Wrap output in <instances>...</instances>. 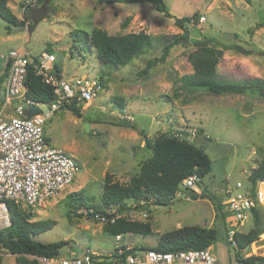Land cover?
I'll use <instances>...</instances> for the list:
<instances>
[{
	"label": "rangeland",
	"instance_id": "1",
	"mask_svg": "<svg viewBox=\"0 0 264 264\" xmlns=\"http://www.w3.org/2000/svg\"><path fill=\"white\" fill-rule=\"evenodd\" d=\"M27 1L7 2L11 14L23 21L22 26L8 24L0 17V101L7 72L4 63L12 50L22 49L32 58L51 52L64 78L100 77L104 84L91 106L81 110V117L63 108L45 122L47 142L73 156L80 172L60 196L32 213L31 221L56 222L34 240L68 245L74 242L102 257L119 245L148 248L156 243L159 233L197 225L216 230V241L209 250L218 264H241L227 232L237 228L246 233L255 221L252 218L237 227L223 205V191L225 184H247L250 171L264 162V94L249 90L216 95L185 87L181 78L193 73L189 55L199 49L194 42L207 37L216 41L208 48L222 50L224 46L238 45L256 53L244 56L234 50H222L215 67L218 82L264 81V26L257 27L264 21V0H251L250 4L243 0H163L174 17H197L186 26L188 42L174 46L168 58L145 75L138 73L147 60L159 58L168 42L184 34L172 18L158 12L152 3L41 0L29 8L25 7ZM94 28L109 35L142 31L156 39L130 64L108 67L97 61L93 47L83 43V36ZM118 99L123 100V107ZM41 109L45 112L47 106L42 104ZM123 121H128L131 128L118 125ZM85 123L89 124L88 132L84 130ZM189 125L199 129V135L190 143L207 155L211 166L210 172L198 179L196 191L184 189L180 198L174 197L167 204L126 201L121 213L113 207L105 211L127 221L150 223L149 235L125 233L120 241H115L104 231L105 226L89 215L90 210L69 205L67 195L81 191L85 204L104 209L100 197L105 174L127 186L151 156L143 148L140 133L152 140L161 133L170 134L169 129ZM259 194L263 204L257 220L264 231V183ZM143 205L151 206L141 211ZM70 252H74L71 246L55 258H68ZM250 255L264 256V232L242 254Z\"/></svg>",
	"mask_w": 264,
	"mask_h": 264
},
{
	"label": "trees",
	"instance_id": "2",
	"mask_svg": "<svg viewBox=\"0 0 264 264\" xmlns=\"http://www.w3.org/2000/svg\"><path fill=\"white\" fill-rule=\"evenodd\" d=\"M40 1L38 0V2ZM243 1L247 4L251 3V0ZM7 2L8 0H0V17L8 24L22 26L24 24L23 21L17 20L11 14ZM107 2H118V0H107ZM138 2L152 3L158 12L163 13L165 17L172 18L174 24L184 31L182 36L174 37L172 41L162 48L159 58L147 60L145 67L138 73L139 75H145L151 67L157 63L164 62L174 46H181L188 42L189 36L186 26L196 20L197 15L174 17L167 11L163 0H138ZM263 26L264 21L259 23L257 27L261 28ZM154 39L142 31L122 35H109L105 30L94 28L90 33L83 36V43L86 47L91 46L95 49V56L101 65L117 68L130 64L136 56L144 52V48L150 45ZM214 42H216L214 38L207 37L194 42V46L199 49L189 55L193 73L183 76L181 78L182 84L192 89H205L216 95L225 93L243 94L249 90H257L264 94V81L258 79L241 83L217 81L215 67L222 56V50H234L244 56L256 53H254L255 51L245 50L238 45L224 46L222 50L208 48V45ZM6 69L5 78L8 74V63L6 64ZM56 69L58 73L61 72L57 65ZM98 79L104 86L102 78L99 77ZM25 84L27 87L26 97L28 99L44 105H48L53 100L52 88L34 74L32 67L28 69ZM117 102L119 106H124L123 100L118 99ZM66 109L76 117H81L82 109L80 106L77 107L72 104ZM118 125L131 128L128 121H123ZM140 134L143 136V148L148 150L151 156L141 165L139 172L130 178L129 184L122 186L118 182L113 181L111 175L105 174L100 197L104 209L96 208L88 203V205L85 204L86 200L81 191L67 195L69 205L76 204L77 207L84 208L87 211L90 210L91 213L89 215H103L106 209L112 207L116 208L119 213L123 212L126 201L148 203V201L153 200L152 203L149 202L152 205L167 204L173 201L178 186L184 179L193 175L201 179L210 172V160L207 155L189 141L177 139L169 133H161L152 140L145 134ZM248 182L251 194L255 197L256 185L264 182V162L250 171ZM7 205L11 225L9 228L0 231V250L12 255H18V258H16L17 263H27L24 255L55 257L59 252L58 249L62 245L67 244L64 242L41 243L35 241V236L52 229L56 222L51 219L31 221L32 212L23 210L20 206L11 202H7ZM259 208L260 205L252 212V218L255 221L254 227L246 233H236L233 237V241L238 247L235 250V258L241 264H264V256H242L244 251L250 249L251 244L256 242L264 232L258 227L257 213ZM111 216L115 217L116 215ZM104 226V231L114 237L125 233L141 235H149L151 233L150 223L127 221L120 217L113 224L108 223ZM216 237L217 234L214 228L197 225L183 226L160 233L157 244L144 249L159 253L203 250L210 248L215 243Z\"/></svg>",
	"mask_w": 264,
	"mask_h": 264
},
{
	"label": "built area",
	"instance_id": "3",
	"mask_svg": "<svg viewBox=\"0 0 264 264\" xmlns=\"http://www.w3.org/2000/svg\"><path fill=\"white\" fill-rule=\"evenodd\" d=\"M37 2L38 0H28L25 7H33ZM7 63L9 69L0 101V231L11 225L7 202L34 213L37 207L60 196L74 181L80 172L78 164L66 151L52 147L47 142L44 125L57 111L69 105L80 106L83 110L91 106L103 90L98 78H64L61 72L56 71L55 57L49 52L32 58L22 49L12 50L7 56ZM30 67L36 76L52 88L53 100L46 105L45 112L41 109L42 104L26 97L25 80ZM35 105L39 107V111L28 117L27 110ZM169 131L173 137L189 142L199 135V129L190 125ZM197 181L196 175L184 179L174 197L180 198L184 189L196 191ZM262 183L264 182L256 185L255 197L251 194L249 182L245 185L242 182L225 184L223 205L237 227L251 219L253 210L263 204L259 194ZM111 215L113 213L108 212L92 217L106 225L113 224L117 219V216ZM236 233L242 232L237 228L227 232L235 250L238 248L233 241ZM114 238L115 241L122 239L120 235ZM16 258L18 255L0 251V264H19ZM24 258L27 260L24 264H218L209 248L159 253L125 245L115 248L109 263L99 262L94 253L87 250L79 255L76 251L70 252L68 258L61 259L32 255H24Z\"/></svg>",
	"mask_w": 264,
	"mask_h": 264
},
{
	"label": "water",
	"instance_id": "4",
	"mask_svg": "<svg viewBox=\"0 0 264 264\" xmlns=\"http://www.w3.org/2000/svg\"><path fill=\"white\" fill-rule=\"evenodd\" d=\"M38 111H39V107H38L37 105L32 106V107H30V108L27 110V116H28V117H32V116L36 115ZM83 127H84V130H85L86 132L89 131V130H88L89 124L85 123V124L83 125ZM148 207H149V205H144V206L141 208V211H145V209H147ZM69 246H71L72 249H73L74 251H76V254H77V255L82 254V253H84V251H85L84 249H82V248H80V247H77V246L75 245L74 242H70L69 245H68V244H64V245H62V246L58 249V251H59V252H62V251H64V250H66ZM142 252H143V250H142ZM111 260H112L111 257H109V258H100V259H99V262H106V263H109V262H111Z\"/></svg>",
	"mask_w": 264,
	"mask_h": 264
},
{
	"label": "crops",
	"instance_id": "5",
	"mask_svg": "<svg viewBox=\"0 0 264 264\" xmlns=\"http://www.w3.org/2000/svg\"><path fill=\"white\" fill-rule=\"evenodd\" d=\"M4 64H6V61H5V63ZM144 206V205H143ZM151 206V205H150ZM149 206V207H150ZM149 207L147 208V209H149ZM147 209H145V210H147ZM163 233V232H162ZM160 234V233H159ZM159 234H158V236H159ZM157 242H158V239H156V243L155 244H153L152 246H150V247H153V246H155L156 244H157ZM80 248H82V249H84L85 250V248H83V247H80ZM136 249H144V247L143 246H137L136 247ZM92 252V251H91ZM92 253H94V252H92ZM113 255V253H109V254H107L106 256H97L95 253H94V256H95V258L99 261V259L100 258H109V257H111ZM97 257H99V258H97Z\"/></svg>",
	"mask_w": 264,
	"mask_h": 264
}]
</instances>
